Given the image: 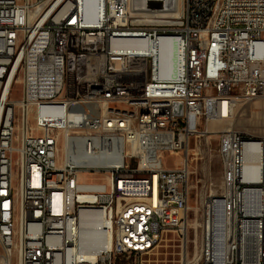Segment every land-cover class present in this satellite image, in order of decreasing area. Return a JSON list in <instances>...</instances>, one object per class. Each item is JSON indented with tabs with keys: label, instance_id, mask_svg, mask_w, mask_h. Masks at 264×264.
I'll return each instance as SVG.
<instances>
[{
	"label": "built area",
	"instance_id": "1",
	"mask_svg": "<svg viewBox=\"0 0 264 264\" xmlns=\"http://www.w3.org/2000/svg\"><path fill=\"white\" fill-rule=\"evenodd\" d=\"M164 1L147 20L128 0H0V264H145L168 230L179 264H264V0ZM211 134L220 180L200 191L189 253V149ZM160 149L180 165L158 166ZM84 208L108 238L93 260L79 255Z\"/></svg>",
	"mask_w": 264,
	"mask_h": 264
},
{
	"label": "rangeland",
	"instance_id": "2",
	"mask_svg": "<svg viewBox=\"0 0 264 264\" xmlns=\"http://www.w3.org/2000/svg\"><path fill=\"white\" fill-rule=\"evenodd\" d=\"M144 23V22H143ZM15 97H19V92L15 91ZM248 108V107H247ZM254 116L260 109L259 103H254L249 108ZM32 120V118H31ZM218 137L215 134L205 137L194 138L189 149V198H188V240L187 251H192V231L196 222L200 218L199 194L201 190H208L211 187L215 191L218 187L221 165L217 157ZM15 159V155H13ZM180 156L174 154H164L167 166L180 165ZM15 169V167H14ZM83 178L89 181L102 180L96 175H84ZM211 183V186H210ZM182 243L174 230L164 231L158 242L146 254L142 256L145 264H179Z\"/></svg>",
	"mask_w": 264,
	"mask_h": 264
},
{
	"label": "bare ground",
	"instance_id": "3",
	"mask_svg": "<svg viewBox=\"0 0 264 264\" xmlns=\"http://www.w3.org/2000/svg\"><path fill=\"white\" fill-rule=\"evenodd\" d=\"M127 8L130 15H141L147 20H149V15H164L166 13L164 0H128ZM135 44L139 49H147L143 43ZM127 45L132 44L128 43ZM158 46H160L156 55L158 76L160 78L172 77L176 69L174 44L168 40L160 39ZM17 112H25V104H18ZM69 113H76V106H69ZM237 124H244V116H237ZM176 125H184V116H176ZM226 126L227 130H234V123H227ZM49 147H56V140H49ZM165 153L171 154L172 149H160V152L155 154V162L158 166H167L164 160ZM248 160L249 165L252 166L255 159L251 157ZM137 175H144V168H137ZM79 223V255L85 259L93 260L108 241L102 216L98 211L84 208L79 213ZM247 234H256V227H247ZM28 241H30V234H22L21 246H28ZM199 264L211 263L200 262Z\"/></svg>",
	"mask_w": 264,
	"mask_h": 264
},
{
	"label": "water",
	"instance_id": "4",
	"mask_svg": "<svg viewBox=\"0 0 264 264\" xmlns=\"http://www.w3.org/2000/svg\"><path fill=\"white\" fill-rule=\"evenodd\" d=\"M181 106V104L179 103V102H176V103H174V112L175 113H179L180 112V110H179V108L178 107H180Z\"/></svg>",
	"mask_w": 264,
	"mask_h": 264
}]
</instances>
